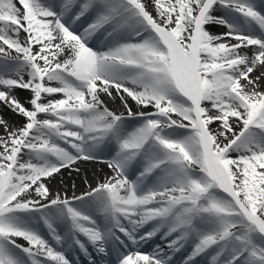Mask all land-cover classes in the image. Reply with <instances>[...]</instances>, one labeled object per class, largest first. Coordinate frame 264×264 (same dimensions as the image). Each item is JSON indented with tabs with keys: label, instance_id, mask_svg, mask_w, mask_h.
Returning a JSON list of instances; mask_svg holds the SVG:
<instances>
[{
	"label": "snow or ice",
	"instance_id": "obj_1",
	"mask_svg": "<svg viewBox=\"0 0 264 264\" xmlns=\"http://www.w3.org/2000/svg\"><path fill=\"white\" fill-rule=\"evenodd\" d=\"M0 41L16 53L0 47V103L25 118L10 130L0 117V264H75L72 248L88 264H172L189 243L185 264L210 250L212 264H264V13L252 0H0ZM112 143L111 177L49 198L45 178ZM154 239L153 253L132 251Z\"/></svg>",
	"mask_w": 264,
	"mask_h": 264
},
{
	"label": "bare ground",
	"instance_id": "obj_2",
	"mask_svg": "<svg viewBox=\"0 0 264 264\" xmlns=\"http://www.w3.org/2000/svg\"><path fill=\"white\" fill-rule=\"evenodd\" d=\"M58 2V1H57ZM152 6V8L150 7ZM154 8L153 3H148V10L152 11ZM224 10L221 9V12ZM207 30H209L212 33H219L223 31L224 29L219 27H214L212 25H206L205 26ZM20 39H24V33L21 32ZM235 42V41H233ZM91 46L93 47V41L91 43ZM0 47H4L7 52H9V55H16L14 50L7 49L6 45H3L0 43ZM245 53L248 55L252 54V49H245ZM3 55V54H2ZM3 61H0L2 63ZM24 79L27 80V74H24ZM53 86L56 85L55 82H53ZM262 87H264V83H262ZM13 94L20 100L22 104H24L26 107H30L28 104L29 99L32 97V93L30 90H24V89H15ZM113 95H115V91H113ZM107 97L106 95H104ZM61 98L58 95H54L52 97H47L43 100V102H47V99H58ZM117 104H120L119 107L116 108V111L124 110V107L121 106L122 102L117 97L116 99ZM110 101H113L110 97H107V101L105 104L109 107L108 109H112V105L109 104ZM128 104L131 105L132 108H137V105L134 101L131 100V98H128ZM123 107V108H122ZM140 110L142 108L140 107ZM115 111V110H114ZM147 111V110H144ZM44 116V114H39V118ZM0 117H3V119L7 120L10 125V130L12 128H20L25 123V118L21 115H17L13 111H11L7 106L0 103ZM51 118V117H50ZM175 118V117H174ZM139 123H142V121H133L130 123H126V127L131 130L138 126ZM212 128H217V124L211 125ZM238 130V129H237ZM3 133V129L0 128V134ZM235 156L236 154L233 153ZM27 159V157H25ZM104 166V167H102ZM69 169L72 170L69 172ZM69 172V173H68ZM68 173V174H67ZM112 169H110L108 166L97 164V162L93 160H78L76 161L72 166L61 168L58 173H54L51 177L45 178L44 182L46 183V186L49 190L50 197H56L57 195L61 196L62 198H72L73 196L78 195L79 192L83 191H89L90 187H95L100 183L105 182L109 177L113 175ZM33 196L35 194L33 193ZM150 244H153L150 243ZM191 243L187 244L180 252H177L173 255L172 258V264H185V258H182V256L186 253V251L190 248ZM209 251V253L201 254L200 256L195 258V264H208L207 263V256L213 255L214 253ZM149 254L153 253V251L148 252ZM209 254V255H208ZM207 258V259H206Z\"/></svg>",
	"mask_w": 264,
	"mask_h": 264
},
{
	"label": "rangeland",
	"instance_id": "obj_3",
	"mask_svg": "<svg viewBox=\"0 0 264 264\" xmlns=\"http://www.w3.org/2000/svg\"><path fill=\"white\" fill-rule=\"evenodd\" d=\"M150 7L152 8L151 5H150ZM152 12H153V15L156 14L155 11H154L153 9H152ZM107 97H108V96H107ZM107 97L102 96V99L104 100V102L107 101ZM111 99H112V98H111ZM112 100H113V99H112ZM109 104L112 105V107H113V108L111 109L112 111L116 110V108L119 107V105H120V104H117L116 100L110 101ZM121 106H123V105H121ZM129 106H131V105H129ZM122 108H123V107H122ZM44 115H45V114H44ZM105 166H106V165H105ZM102 167H104V166H102ZM71 171H72V170L69 169V172H71ZM69 172H68V173H69ZM68 173H67V174H68Z\"/></svg>",
	"mask_w": 264,
	"mask_h": 264
}]
</instances>
